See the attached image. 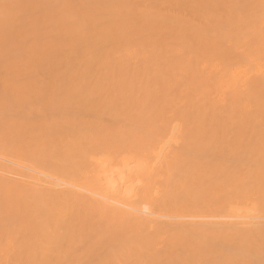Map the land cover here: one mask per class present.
Here are the masks:
<instances>
[{"label": "bare ground", "instance_id": "6f19581e", "mask_svg": "<svg viewBox=\"0 0 264 264\" xmlns=\"http://www.w3.org/2000/svg\"><path fill=\"white\" fill-rule=\"evenodd\" d=\"M0 264H264V0H0Z\"/></svg>", "mask_w": 264, "mask_h": 264}]
</instances>
